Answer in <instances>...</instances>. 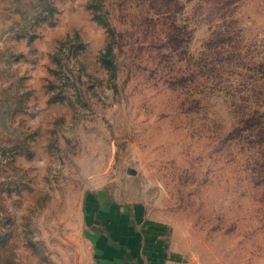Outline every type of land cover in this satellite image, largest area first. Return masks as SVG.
<instances>
[{
	"label": "rangeland",
	"instance_id": "rangeland-1",
	"mask_svg": "<svg viewBox=\"0 0 264 264\" xmlns=\"http://www.w3.org/2000/svg\"><path fill=\"white\" fill-rule=\"evenodd\" d=\"M178 1L37 0L22 26L0 13L1 144L13 158L0 173V264L23 249L37 264H90L86 210L99 195L144 204L184 264H264V137L252 128L264 0ZM100 28L106 39L91 37Z\"/></svg>",
	"mask_w": 264,
	"mask_h": 264
},
{
	"label": "crops",
	"instance_id": "crops-1",
	"mask_svg": "<svg viewBox=\"0 0 264 264\" xmlns=\"http://www.w3.org/2000/svg\"><path fill=\"white\" fill-rule=\"evenodd\" d=\"M1 167L0 162V173ZM92 206L88 205L85 221L90 264H184L171 255L144 204L107 202L99 195Z\"/></svg>",
	"mask_w": 264,
	"mask_h": 264
},
{
	"label": "clouds",
	"instance_id": "clouds-1",
	"mask_svg": "<svg viewBox=\"0 0 264 264\" xmlns=\"http://www.w3.org/2000/svg\"><path fill=\"white\" fill-rule=\"evenodd\" d=\"M36 2L37 0H19V2H6L0 5V13H3V15L8 18L6 21L9 25L15 23L16 21H19L22 26L25 24L26 18L28 20H31V18L34 17L39 11L38 7H32V4ZM17 9H19V11H17ZM81 15L82 13L79 10L78 6L77 11L75 12H65L64 16L67 17L65 21V27L68 32H70L71 26L73 24H81ZM91 37H101L103 39H106V32L103 28H100L98 31H92ZM124 71L125 69L120 66L117 76L119 77L120 74ZM89 72L94 74L95 69L89 68ZM48 149L49 144L46 143V136L43 135L39 141V152L42 159L51 154ZM32 164L33 162L25 160L24 158H20L15 162V167H17L18 169L27 170L32 167ZM208 194L209 196L213 194L212 188H209ZM16 256L18 257L19 264H37V258L33 257L29 250L23 249L22 251L16 253Z\"/></svg>",
	"mask_w": 264,
	"mask_h": 264
},
{
	"label": "trees",
	"instance_id": "trees-1",
	"mask_svg": "<svg viewBox=\"0 0 264 264\" xmlns=\"http://www.w3.org/2000/svg\"><path fill=\"white\" fill-rule=\"evenodd\" d=\"M149 1H150L151 6L160 5V7H166V10H168L170 8L173 9V6L179 7L181 5L178 0H149ZM221 1L224 2L225 4H230V3H235L238 0H221ZM175 34H176V32H175ZM173 37L177 38L178 36L176 34V36H173ZM109 51L111 52L112 49L110 48ZM107 63L109 64V62H107ZM112 66H113V63H111L108 67L112 68ZM261 118H263V120ZM255 120H256L255 121L256 124L252 125V128L254 129V131L257 135H262L264 137V113L260 114L259 112H257V118H255Z\"/></svg>",
	"mask_w": 264,
	"mask_h": 264
},
{
	"label": "built area",
	"instance_id": "built-area-1",
	"mask_svg": "<svg viewBox=\"0 0 264 264\" xmlns=\"http://www.w3.org/2000/svg\"><path fill=\"white\" fill-rule=\"evenodd\" d=\"M12 157L11 156H8V155H0V162L2 163V164H7V163H9L10 161H12Z\"/></svg>",
	"mask_w": 264,
	"mask_h": 264
}]
</instances>
